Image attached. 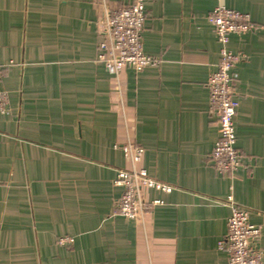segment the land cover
Returning <instances> with one entry per match:
<instances>
[{"label":"crops","instance_id":"crops-1","mask_svg":"<svg viewBox=\"0 0 264 264\" xmlns=\"http://www.w3.org/2000/svg\"><path fill=\"white\" fill-rule=\"evenodd\" d=\"M133 0H0V264H228L218 241L230 198L261 229L264 257V0H145L144 54L155 63L109 73L98 23ZM218 5L259 29L232 36L242 167L220 174L208 80L221 46L207 16ZM143 147L139 167L167 193L144 217L117 211L116 146Z\"/></svg>","mask_w":264,"mask_h":264},{"label":"built area","instance_id":"built-area-1","mask_svg":"<svg viewBox=\"0 0 264 264\" xmlns=\"http://www.w3.org/2000/svg\"><path fill=\"white\" fill-rule=\"evenodd\" d=\"M221 46L217 69L208 80L211 113L219 121L220 138L216 142L210 159L216 170L223 175L233 176L242 167V157L237 146L235 118L239 107V92L236 88L234 69L244 56L235 53L231 38L259 29L249 14L218 5L207 16ZM146 22L145 0H133L128 5L107 10L98 26L102 34L99 44V62L109 73L120 74L129 66L136 72L151 66L155 61L144 54L142 32ZM8 110L7 93L0 86V114ZM131 162L130 169L118 170L116 185L123 190L117 201V211L128 219L144 217L157 202H146L143 188H153L171 193L173 188L151 178L139 167L144 156L143 147L133 143L116 146ZM231 216L227 234L218 241V248L228 254V264H264L263 254L257 247L261 229L249 222L246 209L234 204L230 198Z\"/></svg>","mask_w":264,"mask_h":264}]
</instances>
